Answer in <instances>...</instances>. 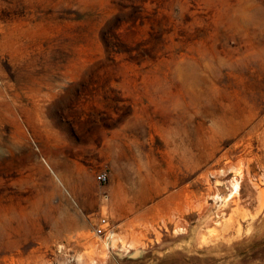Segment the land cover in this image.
Here are the masks:
<instances>
[{"label":"rangeland","instance_id":"374dc122","mask_svg":"<svg viewBox=\"0 0 264 264\" xmlns=\"http://www.w3.org/2000/svg\"><path fill=\"white\" fill-rule=\"evenodd\" d=\"M0 264H264V0H0Z\"/></svg>","mask_w":264,"mask_h":264},{"label":"built area","instance_id":"2783aa9c","mask_svg":"<svg viewBox=\"0 0 264 264\" xmlns=\"http://www.w3.org/2000/svg\"><path fill=\"white\" fill-rule=\"evenodd\" d=\"M96 179L99 183H105L106 180H107V174L104 173V172H101L99 173L97 176H96ZM108 225V222L106 220V218L104 217H100L98 220H97V224L95 225L94 227V230L97 234H103L105 232V229Z\"/></svg>","mask_w":264,"mask_h":264}]
</instances>
